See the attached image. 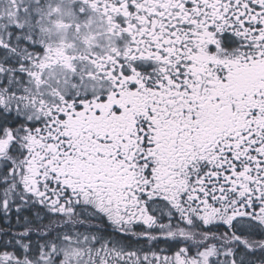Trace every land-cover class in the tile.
I'll return each instance as SVG.
<instances>
[{
	"label": "snow or ice",
	"instance_id": "1",
	"mask_svg": "<svg viewBox=\"0 0 264 264\" xmlns=\"http://www.w3.org/2000/svg\"><path fill=\"white\" fill-rule=\"evenodd\" d=\"M0 264H264V0H0Z\"/></svg>",
	"mask_w": 264,
	"mask_h": 264
}]
</instances>
